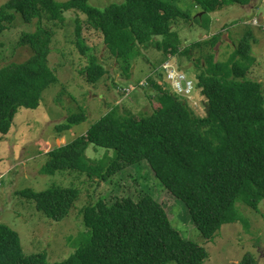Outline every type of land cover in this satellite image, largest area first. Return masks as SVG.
I'll use <instances>...</instances> for the list:
<instances>
[{
	"label": "trees",
	"instance_id": "1",
	"mask_svg": "<svg viewBox=\"0 0 264 264\" xmlns=\"http://www.w3.org/2000/svg\"><path fill=\"white\" fill-rule=\"evenodd\" d=\"M191 2L200 17L192 18L168 0H124L101 10L88 0H10L0 11V29L17 13L26 22L36 19L37 26L18 42L34 46L32 59L0 69V139L9 134L20 108L36 109L44 90L56 82L47 61L53 33L42 25V18L63 23L70 10L84 16V22L75 19L74 44L86 58L82 73L91 85L107 71L85 43L83 29L101 34L105 49L126 78L140 46H152L165 58L184 57L199 71L194 90L206 100L205 115H194L179 95L149 78L144 93L156 92L158 104L150 115L122 116L111 109L84 135L50 149L40 173L71 171L107 182L129 166L145 162L152 179L184 204L193 226L209 240L222 225L240 218L237 202L256 210L264 200V96L261 84L247 76L254 62L247 38L234 46L225 62H219L214 47L221 34L186 45L179 37L181 21L189 27L192 20L199 23L208 14L247 6L251 0ZM20 91L27 92L24 99L18 96ZM84 118L82 113L72 114L65 120L67 128H58L68 130ZM89 146L112 150L113 155L93 161L85 154ZM149 188L136 200L123 196L84 206V239L61 262L50 263L44 252L25 255L17 232L0 224V264H202L206 250L172 227L166 208L154 198L155 191L148 195ZM16 195L59 222L73 209L80 189L52 185L40 192L26 188ZM239 264L256 261L246 254Z\"/></svg>",
	"mask_w": 264,
	"mask_h": 264
},
{
	"label": "rangeland",
	"instance_id": "2",
	"mask_svg": "<svg viewBox=\"0 0 264 264\" xmlns=\"http://www.w3.org/2000/svg\"><path fill=\"white\" fill-rule=\"evenodd\" d=\"M9 1L0 0V11ZM55 1L63 3L68 0ZM168 1H172L192 18L198 14L191 0ZM123 2L124 0H88L89 5L100 10L109 4ZM63 16V23L42 18V25L53 33L47 61L56 82L44 90L36 109L20 108L9 134L0 139V224L17 232L23 253L32 255L44 252L50 263L65 260L84 239L82 233L85 229L81 214L84 206L98 199L110 202L115 197L123 196L136 200L147 193L148 185V195L153 196V191L156 192L154 198L166 208L172 227L183 238L206 250L207 258L202 264H239L246 254H250L256 264H264V200L256 210L241 201L237 202L235 209L240 218L234 223L222 225L215 236L208 240L193 226L184 204L172 198L158 180L152 179L145 162L129 166L128 169L111 176L107 182L97 178L91 180L71 171H57L54 175L40 173L47 160L46 153L50 149L84 135L93 123L111 109L116 108L122 116L131 114L138 118L150 115L158 104L156 92L148 90L150 93H144L148 85L147 79H154L173 93L162 70L165 61L182 70L195 85L199 74L193 63L187 62L184 57L165 58L161 51L152 46H140L136 49V56L130 61L129 77L126 78L119 64L105 49L101 34L83 29L85 43L93 49L107 71L104 77L91 85L86 82L82 73L87 64L86 58L74 44L75 19L80 17L84 22V16L77 15L72 10L65 12ZM12 17L13 20L4 25L5 29H0L1 70L8 65L19 66L30 61L35 53L33 45L26 43L22 46L18 42L22 34L35 32L37 20L26 22L18 13ZM205 25H208V29ZM179 28V37L184 45L221 34L218 45L214 47L217 52L214 56L219 62H225L234 46L247 38L250 56L254 59L247 76L261 84L264 96V0H251L249 5L243 7H225L203 17L199 23L192 20L189 27L181 21ZM37 39V43H40L39 37ZM144 83V86L140 85ZM26 93L20 91L18 96L24 99ZM179 96L194 115H205L206 100L197 89L192 90L188 97ZM80 113L85 116L84 121L60 132L58 127L67 128L65 120L70 115ZM85 154L95 161L105 155L112 156L113 151L89 146ZM52 185L80 189L73 209L59 222L45 217L35 209L32 202L16 195V192L26 188L40 192Z\"/></svg>",
	"mask_w": 264,
	"mask_h": 264
},
{
	"label": "built area",
	"instance_id": "3",
	"mask_svg": "<svg viewBox=\"0 0 264 264\" xmlns=\"http://www.w3.org/2000/svg\"><path fill=\"white\" fill-rule=\"evenodd\" d=\"M162 70L173 93L188 97L192 90L194 91L193 81L188 79L183 72L177 70L170 62H164L162 64ZM140 85L144 86L145 83Z\"/></svg>",
	"mask_w": 264,
	"mask_h": 264
},
{
	"label": "bare ground",
	"instance_id": "4",
	"mask_svg": "<svg viewBox=\"0 0 264 264\" xmlns=\"http://www.w3.org/2000/svg\"><path fill=\"white\" fill-rule=\"evenodd\" d=\"M190 79V78H189ZM132 85V84H131ZM130 86V85H129ZM132 88V87H131Z\"/></svg>",
	"mask_w": 264,
	"mask_h": 264
},
{
	"label": "clouds",
	"instance_id": "5",
	"mask_svg": "<svg viewBox=\"0 0 264 264\" xmlns=\"http://www.w3.org/2000/svg\"><path fill=\"white\" fill-rule=\"evenodd\" d=\"M142 88H144V87H142Z\"/></svg>",
	"mask_w": 264,
	"mask_h": 264
},
{
	"label": "crops",
	"instance_id": "6",
	"mask_svg": "<svg viewBox=\"0 0 264 264\" xmlns=\"http://www.w3.org/2000/svg\"><path fill=\"white\" fill-rule=\"evenodd\" d=\"M85 134V133H84Z\"/></svg>",
	"mask_w": 264,
	"mask_h": 264
}]
</instances>
